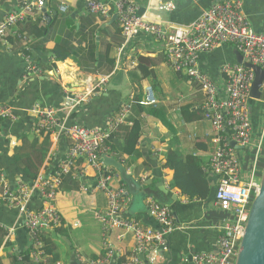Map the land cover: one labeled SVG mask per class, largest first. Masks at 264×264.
Returning a JSON list of instances; mask_svg holds the SVG:
<instances>
[{
  "label": "crops",
  "instance_id": "1",
  "mask_svg": "<svg viewBox=\"0 0 264 264\" xmlns=\"http://www.w3.org/2000/svg\"><path fill=\"white\" fill-rule=\"evenodd\" d=\"M35 1L3 0L0 18L6 13L18 12L24 4ZM65 1V12L60 10L57 0H43L48 16H43L42 11L37 12L36 9L28 15L27 19L32 25L38 22L42 29L46 28L41 38L30 37L32 44L28 53L21 51L13 37L16 31L24 28L23 25L9 31L8 46H0V105L12 106L17 119L1 123L0 174L10 187L18 182L30 184L35 179L26 176V172L35 177L42 172H50L70 147L71 141L63 130H58L50 136L48 153L41 158L38 150L44 137L35 135L31 130L35 108L60 109L68 96H81L91 85L96 90L89 103L81 104L68 116L65 112L59 113V116L64 126L76 123L102 127L109 118L119 113L121 105L132 104L130 99L140 98L142 88L150 85L159 104L143 109L132 105L125 124L106 143L104 156L115 160L118 168L112 165L104 168L103 172L111 176L109 185L112 188L123 187L126 190V217L158 230L159 226L148 214V199L156 200L154 196H159L157 201L172 209L177 229L167 237L166 248L159 251L155 264H192V257L196 254H218V226L221 220L230 215L215 207L214 198L210 201L209 198L188 200L179 189L172 187L174 172L163 167L166 156L175 152L180 154L182 160L188 156L199 159L207 182L209 177H214L209 171H203L215 146L210 140L214 133L203 120L204 96L200 88L187 77L178 76L172 71L163 54V44L156 42L153 37L140 34L125 45L114 13L104 18L88 11L87 0ZM133 1L139 8V14H147L150 21L164 29L169 26H188L212 5L221 2L174 0L175 9L166 13L157 10L158 0ZM241 1L252 27L257 32H263L264 0ZM56 44L64 46V52L69 54L64 62L54 59ZM233 51L232 46L223 45L208 54H202L198 60L200 71L213 80L220 90L225 84L221 66L236 62ZM225 53L228 56L225 57ZM25 54L30 57L27 62ZM27 64L37 68L39 74L33 77L27 75ZM66 65L71 66V73L69 79L61 80L55 71L60 67L67 70ZM143 72H150V76L141 79ZM85 80H89L90 85ZM253 105L250 102L249 106ZM145 109L161 110L162 119L147 114ZM250 114L255 128L259 129L261 115L253 110H250ZM135 123L137 126H134ZM135 127L139 133L138 143L135 151L127 153L130 148L126 142ZM248 163L249 159L246 165ZM258 165V179L260 177L261 180L264 148ZM81 170L84 173L81 179L66 176L57 190L56 207L61 224L42 233L43 244L45 239L58 257L56 264H84L105 255L102 230L95 215L105 209L106 197L94 190L98 179L94 170L87 166ZM160 182L163 183L162 188L167 190L166 195L157 193ZM172 197L173 201L169 199ZM40 205L41 199L35 196L29 208L38 209ZM0 223L4 226V229H0L3 234L1 263H23L19 255L26 251L30 254V237L21 227L16 211L3 203H0ZM10 228L14 232L6 239ZM111 241L115 249L110 264L113 261L118 264L129 255L134 240L129 235L121 243L115 242L114 237ZM14 257L17 260L14 261ZM45 259L43 264H47L51 256L46 255ZM29 264H35L31 258Z\"/></svg>",
  "mask_w": 264,
  "mask_h": 264
},
{
  "label": "built area",
  "instance_id": "2",
  "mask_svg": "<svg viewBox=\"0 0 264 264\" xmlns=\"http://www.w3.org/2000/svg\"><path fill=\"white\" fill-rule=\"evenodd\" d=\"M2 1L0 0V4ZM57 2L60 10L65 12L66 1ZM158 2L159 12L168 13L175 9L174 0ZM86 7L91 14L104 18H109L114 13L125 45L140 34L151 36L156 42L163 44V54L173 71L178 76L187 77L203 93V120L214 133L210 140L215 146L203 171H209L217 178L215 207L230 217L221 220L218 226V254H196L192 257V264H234L251 203L259 190L258 164L264 148V116L259 123V129H256L249 106L250 89L254 80L252 70L236 62L224 63L220 71L225 84L220 90L213 80L200 71L198 60L202 54H208L223 45H230L240 53L243 63L257 66L264 71V31L257 32L252 27L241 0L217 2L194 23L188 26H169L165 29L150 21L147 14H139V8L133 0H87ZM43 8V0H36L24 4L18 12L6 13L0 18V46H8L10 30L23 24L34 9L41 12ZM13 37L16 44H20L21 51L28 53L31 50L32 42L27 34L16 31ZM24 57L26 62L30 59L27 54ZM66 68L67 70H63L60 67L55 71L61 80L69 79L71 66L66 65ZM27 70V75L30 72L39 74L37 68L28 64ZM85 82L89 84V80ZM260 89L263 93L264 80ZM95 90L90 85L83 95L68 96L60 109L44 107L35 108L33 111L35 116L31 130L35 135L52 136L58 130H63L71 141L64 158L50 172L38 174L30 184L18 182L14 187H10L5 177L0 174V203L16 211L21 227L30 237L29 256L35 264L46 261L42 233L61 224L56 207L57 190L66 176L81 179L84 174L81 170L83 166L92 168L98 175L94 190L102 192L106 197L105 209L95 215V220L101 226L105 255L84 264H110L115 249L111 238L114 237L115 242L121 243L129 235L133 237L134 246L129 255L118 264H155L160 248H163L167 237L177 229L172 209L152 198L147 201L148 214L160 226V231L126 217V190L123 187L112 188L109 185L111 176L103 172L102 157L107 150L106 143L125 124L132 104L121 105L119 113L109 118L102 127L76 123L64 126L59 113L65 112L68 116L81 104L89 103ZM138 104L143 108L156 107L159 104L150 85L142 88ZM4 120H17L13 107L0 105V127ZM247 159L249 163L246 165ZM35 196L41 198V205L38 209H31L29 204ZM0 229H4L1 223ZM13 232L10 228L6 239ZM19 259L23 261L22 254Z\"/></svg>",
  "mask_w": 264,
  "mask_h": 264
},
{
  "label": "trees",
  "instance_id": "3",
  "mask_svg": "<svg viewBox=\"0 0 264 264\" xmlns=\"http://www.w3.org/2000/svg\"><path fill=\"white\" fill-rule=\"evenodd\" d=\"M28 20L29 19H27L23 24L19 25V26L23 25L22 27H24L19 32L29 35V37H32V39L41 38L44 32L46 31V28L44 27L42 29V27L38 24V22L32 25ZM29 26H32L31 30H28ZM61 50H63V52H61ZM65 50L66 48L64 46L60 44H56L53 50L55 61L64 62L66 59L69 58V54L65 53L64 52ZM140 69H142V65H140ZM149 76H150V72L148 73L143 72L141 79L148 78ZM140 98L139 97L133 98L132 105L133 106L135 105L136 107H138L139 106L138 102ZM140 107L141 106H139V108ZM145 110L147 114L151 116H155L158 119H162L163 114L161 110L159 109H145ZM134 126H137V124L135 123ZM40 136L44 137V140L38 152L41 158L43 159L48 153V150L50 147V142H49L50 135L47 134L46 136H44L41 134ZM138 139H139V133H138L137 127H135L134 132L129 136L126 142L127 147L130 148V150H127V153H132L133 151H135L136 149L135 147H136V144L138 143ZM163 167L168 168L174 172L172 187L179 189L181 191V194L187 197L188 200H194V199L205 200L208 198L210 187L206 180V177H207L206 174H204L201 170V162L199 161V159L188 156L186 159L182 160L180 154L174 152V154L166 156V163L164 164ZM25 175L30 177L32 180L36 178L35 175L32 176L27 172L25 173ZM39 199L41 198L39 197ZM2 239H3V234L0 232V244L2 242ZM43 240H44L45 254L48 256H51V259L46 263L56 264L58 262L57 255H54L51 245L47 243L45 239ZM23 255H24V260L22 261L23 263H19V264H29L30 256H29L28 251L23 253ZM16 258L14 257L13 260L14 261L17 260ZM0 264H2L1 260H0Z\"/></svg>",
  "mask_w": 264,
  "mask_h": 264
},
{
  "label": "water",
  "instance_id": "4",
  "mask_svg": "<svg viewBox=\"0 0 264 264\" xmlns=\"http://www.w3.org/2000/svg\"><path fill=\"white\" fill-rule=\"evenodd\" d=\"M224 1V0H221ZM42 13L44 16H48L46 13L45 8L42 9ZM50 18V17H49ZM235 61L237 64H243L245 68L252 70L254 73V80L251 85L250 89V102L251 105L254 103H264V92L260 89V85L262 84L264 80V71L257 67L253 66L249 63H243V58L240 55L239 52L236 50L233 51ZM37 73H30V76H36ZM231 146H234V143H231ZM238 148V147H237ZM239 149V148H238ZM102 163L104 165V168L110 167V166H116L115 160L109 158V157H102ZM105 173V172H104ZM217 183L216 177H209L208 184L210 186V192H209V199L214 198L215 196V185ZM161 187L158 188V192L161 195H166L167 190L163 189V183L160 182ZM154 193V192H151ZM156 201L160 197L154 196ZM154 199V198H153ZM171 201L174 200V197L169 198ZM207 201V202H208ZM153 219V218H152ZM154 220V219H153ZM155 221V220H154ZM155 224L158 225L155 221ZM159 226V225H158ZM160 226L157 231H160ZM155 230V229H154ZM166 248V245L163 246V248H160L159 251ZM141 259L143 257L141 256ZM115 261L112 262L114 264ZM76 264H79L78 262ZM147 264V263H144ZM234 264H264V171L259 183V190L258 193L254 196L253 201L251 203V207L248 213V218L245 224L244 228V234L239 242L237 254L234 260Z\"/></svg>",
  "mask_w": 264,
  "mask_h": 264
},
{
  "label": "rangeland",
  "instance_id": "5",
  "mask_svg": "<svg viewBox=\"0 0 264 264\" xmlns=\"http://www.w3.org/2000/svg\"><path fill=\"white\" fill-rule=\"evenodd\" d=\"M227 53V52H226ZM225 53V57L228 56L226 55ZM228 54V53H227ZM230 60H232V58H230ZM230 62V61H229ZM232 64V63H231ZM170 67V66H169ZM172 69V68H171ZM173 71V69H172ZM171 72V71H170ZM175 73V72H174ZM171 74H173L171 72ZM176 74V73H175ZM177 75V74H176ZM173 77L175 78V75H173ZM250 110H253L255 112H257L259 115H261L260 117H263L264 116V104L263 103H258L256 102L255 105L253 106H250Z\"/></svg>",
  "mask_w": 264,
  "mask_h": 264
},
{
  "label": "clouds",
  "instance_id": "6",
  "mask_svg": "<svg viewBox=\"0 0 264 264\" xmlns=\"http://www.w3.org/2000/svg\"><path fill=\"white\" fill-rule=\"evenodd\" d=\"M31 73V72H30ZM30 73L28 75H30ZM38 74V73H37ZM2 105H6V104H2ZM10 106V105H9ZM12 107V106H11ZM14 109V108H13Z\"/></svg>",
  "mask_w": 264,
  "mask_h": 264
}]
</instances>
